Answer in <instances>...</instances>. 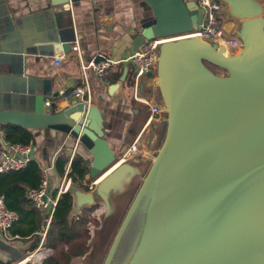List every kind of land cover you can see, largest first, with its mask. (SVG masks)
Returning a JSON list of instances; mask_svg holds the SVG:
<instances>
[{
  "label": "water",
  "instance_id": "water-1",
  "mask_svg": "<svg viewBox=\"0 0 264 264\" xmlns=\"http://www.w3.org/2000/svg\"><path fill=\"white\" fill-rule=\"evenodd\" d=\"M142 1L148 6L151 17L140 21L137 30H128L130 48L136 49L144 39L179 38L158 45L153 83L164 114L157 132V140H160L155 152L150 153L148 167L101 264L110 263L152 181L155 190L149 208L154 209L161 190V200L166 206L159 215L165 219L167 228L160 229L165 235L159 236L160 245L164 253L172 246V264H264V29L259 15L261 7L252 0H220L227 4L231 17L240 19L237 30L240 46L229 53L222 45L198 36L180 37L200 27L202 13L196 0ZM48 2L55 6L68 0ZM72 40L56 37L53 43H57L55 47L59 51L67 52ZM19 49L21 46L4 54L0 52V56L17 57L21 53ZM207 63L223 72H214ZM125 71L123 67L118 79L108 83V95L116 94ZM46 97L35 94L31 105L26 107H0V123L28 129L53 128L68 134L90 154L89 159H84L86 179L96 180L117 163L94 182L91 189L69 188L74 197V210L94 203V199L101 202L103 209L97 234L104 237L115 208L113 197L125 194L132 179L142 174L143 166L128 160L118 161L104 138L102 118L95 104L69 97L58 107L49 102L43 104ZM145 221L151 225V218ZM143 230L127 264L134 263L139 248L148 246L152 230L148 227L142 242ZM0 250L14 261L26 256H21L1 239ZM159 264H164L162 259Z\"/></svg>",
  "mask_w": 264,
  "mask_h": 264
},
{
  "label": "crops",
  "instance_id": "crops-1",
  "mask_svg": "<svg viewBox=\"0 0 264 264\" xmlns=\"http://www.w3.org/2000/svg\"><path fill=\"white\" fill-rule=\"evenodd\" d=\"M252 1L261 7L259 15L264 29V0ZM217 5L219 12L216 14L222 19L224 34L238 38L240 19L231 17L226 3L219 0ZM150 17V10L142 0H68L55 6L50 5L48 0H0V52L4 54L21 46V53L17 57L0 56V107H26L31 105L33 95L39 93L48 96L44 101L59 107L65 100L58 95L53 96V93L61 86L70 88L83 81L88 87V103L95 104L100 112L103 134L109 148L119 155L124 146L136 138L137 149L127 158L134 161L149 158L153 147H157L155 145L159 142L157 132L164 116L161 99L156 100L151 94L156 88L153 83L154 71L150 76L141 77L138 89L142 97L158 105L160 112L157 114H151L148 105L143 102L132 97L128 100L123 93L122 81L115 95H108L106 87L118 79H114L117 68L121 67L122 70L125 67L132 73L133 66L126 59L132 51L128 30H137L138 23ZM56 37L73 39L71 43L77 45V52L69 49L57 65L53 63L54 55L60 50L55 47L57 43H53ZM215 43L222 45L219 40ZM224 50L229 53L235 51L230 48ZM96 54L118 62L102 75L96 76L87 70L82 75L79 61ZM132 101L142 103L146 108L137 129L129 126L134 112L130 105ZM29 130L33 136L32 158L46 180V191L53 196L62 179V175L58 176L53 167L56 153L64 151L68 158L77 153L83 159H89L90 154L74 138L53 128ZM4 149L5 142L0 134V154ZM67 166L68 162L64 165L65 170ZM85 177L86 174L83 180H87ZM73 206L75 208L74 197ZM3 241L19 253L28 244V240L19 238ZM39 246L40 241L36 248L39 249ZM0 253L7 254L1 250ZM32 254L24 258L29 259ZM0 257L4 258L2 255Z\"/></svg>",
  "mask_w": 264,
  "mask_h": 264
},
{
  "label": "trees",
  "instance_id": "trees-1",
  "mask_svg": "<svg viewBox=\"0 0 264 264\" xmlns=\"http://www.w3.org/2000/svg\"><path fill=\"white\" fill-rule=\"evenodd\" d=\"M207 65L211 64L207 63ZM120 71L121 67L117 68L114 79H117ZM131 78L132 73L127 68L122 84L126 82L130 85ZM0 134L6 143H32L33 141L30 130L16 124L0 123ZM66 162L68 166L65 176L82 190H88L87 181L83 182L84 175L87 173L84 159L77 153H73L68 158V154L64 151L57 152L53 159V167L58 176L64 173ZM41 178L42 172L33 158L21 168L0 172V194H2L4 205L16 213V220L10 226L9 232L17 234L23 241L28 240L24 252L33 250L39 243L46 217V213L35 208L24 195L25 189L36 187ZM72 205L73 197L70 190L60 192L53 205L49 221L43 229L40 243L52 249V252L43 257L40 264H69L72 257L81 256L87 251L86 223L89 219L88 213L96 207V204L80 206L74 218L69 215ZM13 261L9 257L0 258V264H11Z\"/></svg>",
  "mask_w": 264,
  "mask_h": 264
},
{
  "label": "built area",
  "instance_id": "built-area-1",
  "mask_svg": "<svg viewBox=\"0 0 264 264\" xmlns=\"http://www.w3.org/2000/svg\"><path fill=\"white\" fill-rule=\"evenodd\" d=\"M196 4L201 8V23L198 29H195L191 33H187L181 36L194 35L200 38L215 41L219 40L223 48H230L236 50L240 46L238 38L231 35H225L222 24L217 19V14L215 12L216 2L212 0H196ZM173 38V37H171ZM165 38H151L144 39L136 49L132 50L126 59H128L132 66V78H131V97L134 100L143 102L148 105L149 112L151 114H157L160 112V108L156 103L152 104L148 99L142 97L139 94V85L140 79L143 76L152 75L155 68V58L158 50L159 43ZM69 49L71 51L77 52V45L75 42L70 43ZM65 52L58 51L53 57V63L57 65L60 60L64 57ZM118 60L106 57L102 54H96L91 58L85 61H79V69L82 73L90 71L92 74L99 76L102 75L111 65L117 63ZM56 95L60 96L62 99L69 97L80 98L83 101L88 102V87L85 82L82 81L81 84H76L73 87H59L56 90ZM45 105L48 104V101L43 102ZM136 138L129 142L124 148L120 151L117 156L118 161L124 160L128 155L134 152L137 149ZM32 158V144L28 143H6L5 149L0 154V172L21 168L25 163ZM67 170V169H66ZM62 174V179L57 187V190L53 196H51L46 191V180L41 178L36 187H29L25 189L24 195L31 202V204L44 213H46L45 222L49 221V217L55 203V200L60 192L69 189V180L65 176V171ZM88 190L91 189L95 180L87 179ZM77 210V209H76ZM72 212L73 217L77 211ZM91 216L95 213L91 212ZM16 220V213L13 210L6 208L3 202L2 194H0V237L2 240H12L18 238L17 234H10L9 228ZM90 223L87 221L86 227L87 231L89 230ZM40 242L43 236V231L40 235ZM30 254L26 256H30ZM24 259V258H22ZM22 259L12 262L11 264H18Z\"/></svg>",
  "mask_w": 264,
  "mask_h": 264
},
{
  "label": "rangeland",
  "instance_id": "rangeland-1",
  "mask_svg": "<svg viewBox=\"0 0 264 264\" xmlns=\"http://www.w3.org/2000/svg\"><path fill=\"white\" fill-rule=\"evenodd\" d=\"M215 12H219V8L218 5L215 6ZM217 19L218 21H222V19L220 18V16H218L217 14ZM235 52V51H234ZM213 71H221L223 72V70L217 66H213V65H208ZM122 88H123V93L126 96V98L129 100L131 98V86L126 83L123 82L122 84ZM152 98L158 100L160 98L158 90L156 88H153L152 90ZM130 105L132 106V108L134 109V112L131 116L130 122H129V126L133 127L135 129H137V127L139 126V124L141 123L146 108L145 105L136 101H132L130 103ZM160 140V139H159ZM159 143V142H158ZM158 143L155 146H158ZM157 147H153V151L151 153H154ZM118 152H116V156H118L117 154ZM124 160H128V161H132L136 164H142L143 169H142V174H140V176H135L132 179V182L130 183V185H128L126 187V191L125 194H123L121 197L118 196H114L113 200L115 202V208L112 214V219L109 221L110 223L108 224L107 230L105 232V236L103 238H100L97 234V229L99 226V219L101 217V211L103 209L101 202L98 199H94V204H96V207L93 208L89 213H88V222L90 223L89 226V230L87 231L88 233V239H87V243H88V249L87 251L81 255V256H74L70 259L69 264H101L102 260L104 258V255L106 253L107 247L110 243V240L126 210V207L128 206L135 190L137 189V186L139 185L140 181H141V177L143 176V174L145 173L148 164L150 162V158H142L140 160V158L136 161H134L131 158H126ZM74 187L76 189L82 190L81 188H79L76 183L74 182H70L69 187ZM154 185H153V181L150 182L147 187L146 190L144 192V195L142 196L140 202L137 205V208L135 210V212L133 213L130 221L128 222L127 227L125 228L117 246L116 249L114 251V254L110 260L109 264H127V261L130 258V255L132 253V251L135 248L136 242L139 239V236L142 234V229L144 228V230L148 229V227H150V223L148 221H145L146 218L148 217V219L150 218H154V212L152 211L153 209L149 208V203L152 197V191H154ZM85 191V190H84ZM153 204V203H152ZM151 204V205H152ZM83 206V205H81ZM79 209V208H78ZM78 209L76 210L78 212ZM151 209V210H149ZM74 206L72 207L71 211L69 212L70 217H73L72 212H74ZM150 211V212H149ZM76 212V213H77ZM91 212H94L95 214L93 216H91ZM151 213V214H150ZM149 214V215H148ZM146 223V224H145ZM46 226V222L44 220V224L42 225V231ZM143 230V235H145ZM145 230V232H146ZM41 231V233H42ZM40 233V235H41ZM97 234V236H96ZM41 237V236H40ZM145 236L142 238V242L144 241ZM40 241V240H39ZM41 243V242H40ZM37 249V250H36ZM42 251L40 254L38 251ZM37 252L38 255L35 257L33 254ZM52 252V249L49 248V250H47V247L43 246L40 244L39 249L38 247L34 248L33 250L27 252H20V254L22 255H28V253H33L32 256L28 259L25 260L24 262H28V264H40L41 260L43 257H45L46 255L50 254ZM25 253V254H24ZM0 255L4 256V258H8L7 254L4 253ZM1 258V257H0ZM25 259V258H24ZM23 260V259H22Z\"/></svg>",
  "mask_w": 264,
  "mask_h": 264
},
{
  "label": "bare ground",
  "instance_id": "bare-ground-1",
  "mask_svg": "<svg viewBox=\"0 0 264 264\" xmlns=\"http://www.w3.org/2000/svg\"><path fill=\"white\" fill-rule=\"evenodd\" d=\"M189 36H194V35H189ZM180 37H184V36H180ZM174 38H179V37L176 36L173 38H165L162 41L174 39ZM224 53H225V51H224ZM115 165H113V166H115ZM113 166L110 167L109 169H107L94 182H97L102 176H104V174L109 172V170H111V168H113ZM160 191L161 190H159L157 199L155 200V203L153 204L154 205L153 210H154V213H156V214H155L154 218H151L150 230H152V233H151V236H149L150 238L148 239V246L147 247L143 246L144 248L142 247V249L139 248V250H140V252H138L139 255L138 254L136 255L138 257L135 256L133 264H159L160 259L163 260L164 264H172V246H169L170 249L169 248L165 249V253H164L161 249L163 247V245H160L161 239L159 238V236H161V237L165 236L164 234H162V230H160V229H166L167 228V225L164 224L165 219L161 218L159 215L161 209L166 206L164 204V201L161 200V196H160L161 192ZM145 230H144V232H145ZM163 232L167 233V231H163ZM37 255H38V253L36 252L34 254V256L36 257ZM27 259L28 258H25V259L19 261L18 264H21L22 262H24Z\"/></svg>",
  "mask_w": 264,
  "mask_h": 264
},
{
  "label": "flooded vegetation",
  "instance_id": "flooded-vegetation-1",
  "mask_svg": "<svg viewBox=\"0 0 264 264\" xmlns=\"http://www.w3.org/2000/svg\"><path fill=\"white\" fill-rule=\"evenodd\" d=\"M100 238H103V237H101V236H99Z\"/></svg>",
  "mask_w": 264,
  "mask_h": 264
}]
</instances>
